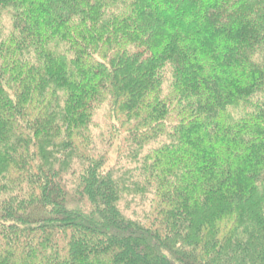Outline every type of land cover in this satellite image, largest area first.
<instances>
[{
    "label": "trees",
    "instance_id": "1",
    "mask_svg": "<svg viewBox=\"0 0 264 264\" xmlns=\"http://www.w3.org/2000/svg\"><path fill=\"white\" fill-rule=\"evenodd\" d=\"M0 264H264V0H0Z\"/></svg>",
    "mask_w": 264,
    "mask_h": 264
},
{
    "label": "rangeland",
    "instance_id": "2",
    "mask_svg": "<svg viewBox=\"0 0 264 264\" xmlns=\"http://www.w3.org/2000/svg\"><path fill=\"white\" fill-rule=\"evenodd\" d=\"M116 160H117L116 154L115 152H113L112 155L110 156L109 164L114 165ZM132 202L127 198L121 200V203H120L121 209L128 217H133L136 220H142L143 207L141 206L139 207L135 203H132Z\"/></svg>",
    "mask_w": 264,
    "mask_h": 264
}]
</instances>
